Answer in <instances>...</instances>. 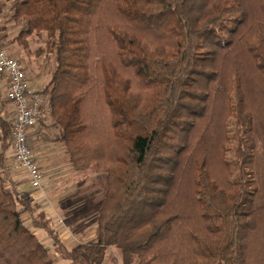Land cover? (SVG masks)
Returning a JSON list of instances; mask_svg holds the SVG:
<instances>
[{"label":"trees","instance_id":"1","mask_svg":"<svg viewBox=\"0 0 264 264\" xmlns=\"http://www.w3.org/2000/svg\"><path fill=\"white\" fill-rule=\"evenodd\" d=\"M14 29L54 60L28 143L53 132L103 197L71 248L44 211L29 228L0 115V264H264V0H1L6 49Z\"/></svg>","mask_w":264,"mask_h":264},{"label":"rangeland","instance_id":"2","mask_svg":"<svg viewBox=\"0 0 264 264\" xmlns=\"http://www.w3.org/2000/svg\"><path fill=\"white\" fill-rule=\"evenodd\" d=\"M16 35L17 31L14 29L6 37L5 42L10 43L7 46V51L19 62L28 82L31 84L38 82L36 90L40 91L54 68L53 57L44 52L42 54L38 52L40 49H45L44 34L33 35L29 38L26 49L17 41L12 42ZM250 93H252L251 90ZM4 97V88L0 83V103L4 102ZM250 100L255 102L256 106L264 107L263 96L257 98L251 94ZM72 105L76 108L77 101H73ZM12 114V107L5 104L0 115L9 120L8 133ZM37 128L39 129V126ZM41 133L45 136L32 142L29 141L28 144L45 177L47 188L44 193L33 191L28 186V180L23 171L11 169L12 157L9 137L6 142L9 147L6 151L7 168L5 171L19 194L30 200L32 213L27 211L22 215L24 223L31 228V219L39 211H44L49 228L56 233L63 244L69 247L93 236V218L96 206L103 197V193L100 192L103 189V176L91 169L84 172L75 171L67 160L64 147L51 141L53 132L44 129ZM263 166L262 162L258 163V167L262 171H264ZM35 233L38 239L51 251L52 257H56L52 251L53 242L50 236L42 229L35 230ZM113 250L119 252L112 248L108 255H112ZM113 264H117V261Z\"/></svg>","mask_w":264,"mask_h":264},{"label":"built area","instance_id":"3","mask_svg":"<svg viewBox=\"0 0 264 264\" xmlns=\"http://www.w3.org/2000/svg\"><path fill=\"white\" fill-rule=\"evenodd\" d=\"M0 80L5 83V97L13 111L9 126V148L12 157L10 167L12 170H21L25 173L33 191L44 193L47 184L28 146V137L36 132L40 119L48 113V104L36 89L29 86L21 65L2 45L1 34Z\"/></svg>","mask_w":264,"mask_h":264},{"label":"crops","instance_id":"4","mask_svg":"<svg viewBox=\"0 0 264 264\" xmlns=\"http://www.w3.org/2000/svg\"><path fill=\"white\" fill-rule=\"evenodd\" d=\"M2 83V85H3V88H5V83H4V81H2L1 82ZM37 83L38 82H33L32 84L31 83H29L28 82V84H29V86L30 87H32V88H35V89H37V87H36V85H37ZM38 164H39V162H38ZM28 186H29V184H28ZM65 247H67L65 244H63ZM73 246H75L74 244L73 245H70L69 247H67V248H71V247H73ZM109 253V252H108ZM108 253H107V255L105 256V258H104V260H103V262L101 263V264H113L114 262H116L117 261V264H120V254H119V252L118 251H112L111 252V254L112 255H108ZM116 260V261H115Z\"/></svg>","mask_w":264,"mask_h":264}]
</instances>
